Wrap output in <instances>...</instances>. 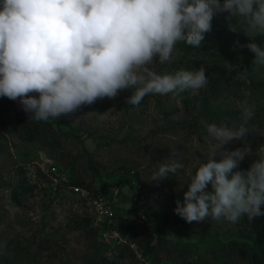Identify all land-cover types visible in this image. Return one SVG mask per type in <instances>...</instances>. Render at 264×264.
<instances>
[{"label":"clouds","instance_id":"obj_1","mask_svg":"<svg viewBox=\"0 0 264 264\" xmlns=\"http://www.w3.org/2000/svg\"><path fill=\"white\" fill-rule=\"evenodd\" d=\"M218 13H227L233 32L264 36V0H0V97L19 99L29 119L47 121L129 89L134 92L127 102L137 106L148 95L198 92L209 83L204 66L159 73L154 63L170 61L180 42L199 48ZM236 43L254 53V65L264 66V47L255 39ZM248 75L243 68L236 79L246 81ZM241 91L252 95L250 89ZM254 113L245 99L239 127L208 124L216 147L245 143L219 162L213 151L199 164L174 209L186 222L211 217L235 224L245 215L250 222L264 215V146L248 169L232 171L252 154L245 124ZM167 160L151 180H165L184 167L176 153ZM42 171L54 179L55 172Z\"/></svg>","mask_w":264,"mask_h":264},{"label":"rangeland","instance_id":"obj_2","mask_svg":"<svg viewBox=\"0 0 264 264\" xmlns=\"http://www.w3.org/2000/svg\"><path fill=\"white\" fill-rule=\"evenodd\" d=\"M226 16L227 13H218L214 17L212 31L206 33L204 38L208 43L207 47L214 54L224 51L239 55L243 59L241 65L245 64L246 57L249 58L254 75L264 79V66L252 63L254 53L236 43L239 41V44L246 45L255 39L262 46L264 36L251 38L242 29L231 31ZM180 49L181 42L176 45L170 61H155V70L169 73L166 65H170L174 68V73L177 68L198 69L204 66L209 79L219 77L220 71L211 67L206 60L208 56L202 57L195 51L192 54H184ZM184 63L190 64L191 67L193 65L194 68H189L188 65L186 67ZM206 89L207 86L198 92L188 90L177 97L172 94L148 95L139 106L127 102L134 90H124L115 98L98 99L91 105L82 106L74 114L54 120L62 128H73L83 136L93 134L84 139V143L92 153L104 183L110 185L109 194L114 197L115 204L123 216L131 220L136 217L135 209L138 204L131 198L136 188L144 207H155L169 217H178L174 212L176 201H183L187 184L199 164L206 161L213 151V158L219 162L226 152L244 147L243 140H233L216 147L218 141L207 132L208 124L239 127L244 123L242 104L245 99L249 105H254L255 112L260 109L264 116V90L254 97L247 98L243 94L241 98L228 94L219 99L218 106H213L211 117L200 119V134H196L186 123L192 118L193 111L195 112L194 101L188 107H185L183 101L185 99L187 103L195 99ZM23 112L25 111L19 99L0 97V133H3L0 139L6 141L7 148L6 153L0 154V264H81L84 256L93 251L90 247L92 239L74 227L72 221L77 219L86 207H81L76 202L70 203L74 197L71 191L54 193L51 190L52 183L37 176L36 172L41 166H47L54 161V152L38 143L27 144L12 132L14 115ZM3 121H7L6 128ZM245 126L249 130L246 142L251 144L252 154L246 155L238 167L232 170L233 173L240 171L239 167L245 168L243 164L250 167L258 148L264 146V126L253 125L250 120ZM69 147L74 148V143L69 144ZM73 153L75 157L79 156L78 152ZM172 153H176L177 161L184 167L177 174L170 173L165 180H151L160 163H167V158ZM24 164L28 165L26 178L37 181V186L24 192V200L18 204L12 194L15 188L21 190L18 185ZM82 164L86 166V157L81 155L76 166L86 169ZM122 174L131 175L135 183L134 189L128 183H118ZM208 188L211 190V185ZM88 210L92 215L91 209ZM139 215L142 220L138 223L147 219L143 211H140ZM257 218L259 216L250 222L245 215L235 224L225 220H213L212 231L223 233L228 225H240L244 227L246 237L254 236L255 233L262 235L264 225ZM168 237H171L170 233ZM46 238L48 243L45 242ZM139 257L141 258L140 254ZM261 261L262 258H258V262ZM122 264H132L130 257L122 259Z\"/></svg>","mask_w":264,"mask_h":264},{"label":"trees","instance_id":"obj_3","mask_svg":"<svg viewBox=\"0 0 264 264\" xmlns=\"http://www.w3.org/2000/svg\"><path fill=\"white\" fill-rule=\"evenodd\" d=\"M207 44L203 40L201 46L196 48L181 42V49L179 50L184 54H192L195 51L201 54L202 57L206 58L208 56L206 60L211 67L220 71L218 78L210 77L206 91L201 95H197L195 99L187 101V103L185 99L183 101L185 107H188L194 101L195 112L193 111L192 118L186 123L196 134H200V119L211 117V113L214 111L213 106H218L219 99L223 96L229 94L240 97L242 89H250L251 97H254L264 90V79L254 75V69L249 63V58L246 57L245 64L241 65L243 59L239 55L224 51L214 54L207 47ZM262 46L264 47V42ZM229 63L231 64V70L229 69ZM184 65L194 68L190 64L184 63ZM166 68L169 73L174 69L170 65H166ZM243 68H247L249 72L246 81L236 79L237 74ZM158 72L160 73V71ZM162 73L165 72L162 71ZM191 109L193 110V108ZM261 115L262 112L257 109L250 119L251 124L263 127L264 116ZM14 116L12 132L27 144L38 143L43 148L54 152V161L47 164L46 167L55 166L59 175L65 178H60L55 183L53 173L43 172L42 166L36 172L37 176L44 177L52 183L51 190L54 193L63 194L71 191L74 197H72L70 203L76 202L81 207H86V210L83 208V213H79L77 219L72 221L74 227L92 239L90 247L93 251L84 256L81 264H122V259L127 257H130L132 264H264V234L258 233L259 235H257L255 233L254 236L246 237L244 227L240 225H237V227L228 225L223 233L217 230L212 231L213 219L211 217L202 222L192 223L186 222L180 216L169 217L155 207L149 209L144 207V204L140 202L142 199L136 193V188L131 196L138 204L135 209L136 217L131 220L127 216H123L115 204L114 197L109 194L110 185L104 183L103 177L98 172V167H96L93 160L92 153L84 143V139L91 137L93 134L88 133V135L83 136L80 131L73 128H62L58 123H55L53 118H49L47 121H35L29 119L30 115L25 112L17 113ZM3 120H5V117ZM6 122L3 121L5 128ZM2 135L1 132L0 136ZM73 143L75 147L70 148L69 144ZM6 151V141L0 139V154L6 153ZM73 151L78 152L79 156L86 157V166L82 164L86 169L76 166L79 156L75 157ZM27 166V164H24V168L21 169L22 177L18 188L22 191L15 188L12 194L13 199L18 204L23 202L24 192L33 190L37 186V181H30L26 178ZM243 166L245 168L239 167L240 171L249 168L246 164H243ZM230 177L231 173L229 174ZM118 183L120 185L128 183L133 189L135 187L130 174L120 175ZM74 185L86 187L91 191H102L101 193L112 203L114 209L112 221H96L93 209L86 199L74 192L72 188ZM89 208L92 215L89 213ZM261 210L264 211V205L261 206ZM140 211L145 213L147 219H143L141 223H138L142 220L139 215ZM257 219L264 225V215L259 216ZM107 228L118 229L127 242L103 240L102 232ZM169 233L171 237H168ZM172 236L175 238L173 239ZM99 237L100 239H98ZM46 240L45 242L48 243V238ZM133 243L137 244L138 249L134 250ZM258 258H262L260 263Z\"/></svg>","mask_w":264,"mask_h":264},{"label":"built area","instance_id":"obj_4","mask_svg":"<svg viewBox=\"0 0 264 264\" xmlns=\"http://www.w3.org/2000/svg\"><path fill=\"white\" fill-rule=\"evenodd\" d=\"M44 171L51 170L55 172L54 181L58 182L60 178H65L59 176L57 173V169L55 166H52L51 169L49 168H42ZM74 192L78 193L82 198L87 200V203L92 207L94 211V216L96 221H105L108 220L109 222L112 221L114 216V209L112 203L107 199V197L98 191H91L86 187H82L79 185H74L73 187ZM102 237L105 241L115 240L117 242H122L124 239L121 236V233L116 228H107L102 232ZM133 248L137 249L135 244L132 245Z\"/></svg>","mask_w":264,"mask_h":264}]
</instances>
